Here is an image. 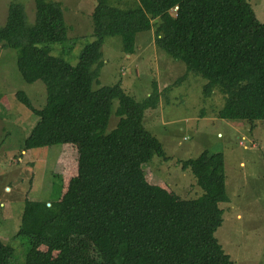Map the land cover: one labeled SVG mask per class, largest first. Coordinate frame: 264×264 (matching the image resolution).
<instances>
[{"label":"trees","instance_id":"trees-1","mask_svg":"<svg viewBox=\"0 0 264 264\" xmlns=\"http://www.w3.org/2000/svg\"><path fill=\"white\" fill-rule=\"evenodd\" d=\"M95 0L93 41L83 46L75 66L50 54L48 44L67 40L58 2L34 0V20L23 6L9 2L0 25V48L16 51V68L25 83L42 81L46 99L33 107L22 91L17 101L38 120L23 151L72 144L75 176L54 203L25 200L16 236L28 241L24 264H233L215 231L219 204L227 202L221 153L180 161L203 191L185 200L150 185L142 166L153 155L166 159L162 144L144 125L159 91L141 102L120 83L92 90L106 37L119 36L126 55L135 52L136 35L153 28L155 46L187 73L206 83L209 96H223L220 119L253 124L264 121V22L246 0ZM121 116L107 130L112 101ZM49 204V205H47ZM44 247V250L40 248ZM12 248L0 240V264H9Z\"/></svg>","mask_w":264,"mask_h":264},{"label":"rangeland","instance_id":"rangeland-1","mask_svg":"<svg viewBox=\"0 0 264 264\" xmlns=\"http://www.w3.org/2000/svg\"><path fill=\"white\" fill-rule=\"evenodd\" d=\"M60 3L67 40L48 44L50 54L75 66L83 46L93 41L91 12L95 0H51ZM259 22H264V0H246ZM9 2L23 6L26 21L34 20V0H0V25ZM120 7L133 0L114 2ZM92 90L120 83L134 100L143 101L153 90L159 91L155 109L144 112L143 125L162 144L166 159L153 155L142 166L146 181L181 199L191 200L203 191L180 161L200 154L221 153L224 160L227 202L219 204L221 226L214 237L233 264H264V121L252 125L217 116L223 96L213 89L203 94L206 81L187 73L154 44L151 30L136 35L135 52H122L119 36L106 37ZM16 51L0 48V240L12 248L9 264H24L28 241L16 236L25 200L58 201L70 178L75 176L76 147L53 145L23 151L25 138L38 118L15 96L22 91L40 109L46 90L42 81L25 83L15 64ZM121 110L112 101L107 130L114 128ZM49 205V204H47ZM44 250V247L40 248Z\"/></svg>","mask_w":264,"mask_h":264}]
</instances>
